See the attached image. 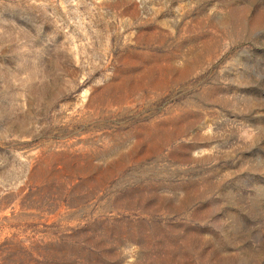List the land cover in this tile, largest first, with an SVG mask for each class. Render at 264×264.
Returning a JSON list of instances; mask_svg holds the SVG:
<instances>
[{
    "label": "rangeland",
    "instance_id": "1",
    "mask_svg": "<svg viewBox=\"0 0 264 264\" xmlns=\"http://www.w3.org/2000/svg\"><path fill=\"white\" fill-rule=\"evenodd\" d=\"M0 264H264V0H0Z\"/></svg>",
    "mask_w": 264,
    "mask_h": 264
}]
</instances>
